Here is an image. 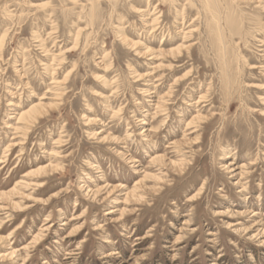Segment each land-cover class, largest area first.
<instances>
[{
	"label": "rangeland",
	"instance_id": "rangeland-1",
	"mask_svg": "<svg viewBox=\"0 0 264 264\" xmlns=\"http://www.w3.org/2000/svg\"><path fill=\"white\" fill-rule=\"evenodd\" d=\"M0 264H264V0H0Z\"/></svg>",
	"mask_w": 264,
	"mask_h": 264
},
{
	"label": "bare ground",
	"instance_id": "bare-ground-1",
	"mask_svg": "<svg viewBox=\"0 0 264 264\" xmlns=\"http://www.w3.org/2000/svg\"><path fill=\"white\" fill-rule=\"evenodd\" d=\"M178 50H179V54H180V52L182 53V51H180V49H178ZM50 108L51 109L54 108V105L51 106ZM50 108H48V107L35 106V107L31 108L30 110H28L25 114H23L22 117H23L24 120H26L29 123H32L33 124V123L37 122L41 117L47 115L49 113V109ZM226 158L227 157H225L224 159L226 160ZM99 193L100 192H98L97 194H99ZM15 255H16V252H12L11 253V257H14Z\"/></svg>",
	"mask_w": 264,
	"mask_h": 264
}]
</instances>
